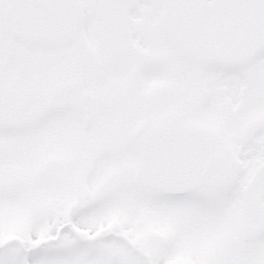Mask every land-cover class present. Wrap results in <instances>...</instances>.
Segmentation results:
<instances>
[{"label": "snow or ice", "instance_id": "6c2138e0", "mask_svg": "<svg viewBox=\"0 0 264 264\" xmlns=\"http://www.w3.org/2000/svg\"><path fill=\"white\" fill-rule=\"evenodd\" d=\"M0 264H264V0H0Z\"/></svg>", "mask_w": 264, "mask_h": 264}]
</instances>
